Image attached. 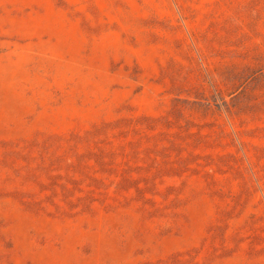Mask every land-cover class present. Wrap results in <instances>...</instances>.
<instances>
[{
  "label": "rangeland",
  "instance_id": "obj_1",
  "mask_svg": "<svg viewBox=\"0 0 264 264\" xmlns=\"http://www.w3.org/2000/svg\"><path fill=\"white\" fill-rule=\"evenodd\" d=\"M0 264H264V0H0Z\"/></svg>",
  "mask_w": 264,
  "mask_h": 264
}]
</instances>
